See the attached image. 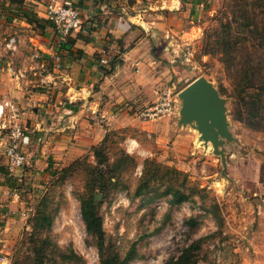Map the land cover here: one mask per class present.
<instances>
[{
    "label": "rangeland",
    "instance_id": "1",
    "mask_svg": "<svg viewBox=\"0 0 264 264\" xmlns=\"http://www.w3.org/2000/svg\"><path fill=\"white\" fill-rule=\"evenodd\" d=\"M165 1H124L130 7L137 4L136 10L130 8L134 13L143 9L133 23L140 25L135 28L141 34L147 33L149 52L157 61L149 66L155 97L146 96L142 103L129 100L133 124L107 131L103 150L109 163L120 162L112 169L113 177L107 162L99 177L92 148L63 174L60 169L70 163L37 169L24 146L27 162L9 171L4 154L8 121L4 125L0 118V264H40L36 252L43 253L42 264H80L62 261L61 254L70 249L83 264H100L98 240L86 231L81 217L80 199L87 195L94 196L101 217L103 256L122 258L135 241L136 254L128 264H165L201 238L195 264H264V98L262 94L258 101L262 91L257 85L264 72L255 71L256 82L243 86L238 69L244 60L264 63V0ZM46 2L24 0L23 5L39 17L36 11L44 13ZM15 8L0 0V52L7 57L5 39L26 29L12 21ZM243 10L248 16L243 17ZM34 25L27 29L42 31ZM122 26L127 31L132 25L123 21ZM18 72L16 68L14 74ZM14 74L4 70L0 83ZM198 76L209 79L226 99L233 139L223 145L224 171L220 157L199 141L197 130L178 125V92ZM35 84L28 88L42 89ZM164 92L175 112L159 119L164 120L163 129L150 132L142 124L134 126L137 117L144 119L140 112ZM257 101L261 118H253L259 126L251 127L238 117H246ZM36 148L33 144L30 150ZM8 176L15 182L12 187L7 186ZM175 192L187 195L186 200L171 204Z\"/></svg>",
    "mask_w": 264,
    "mask_h": 264
},
{
    "label": "crops",
    "instance_id": "2",
    "mask_svg": "<svg viewBox=\"0 0 264 264\" xmlns=\"http://www.w3.org/2000/svg\"><path fill=\"white\" fill-rule=\"evenodd\" d=\"M71 1L80 11L83 24L68 36L70 52L59 42L55 29L44 21V13L39 11L36 13L43 25L36 27L42 31L27 29L33 24L12 18L26 29L8 35L19 38L15 50L3 45L9 57L0 52V64L12 61L19 71L0 83L3 94L0 100L11 99L19 112V120L29 136L25 149L37 169L71 163L99 144L107 131L133 124L134 117L128 114L132 106L129 100L142 103L147 101L146 96L155 97L153 84L149 82L154 74L149 66L157 61L149 52L147 33L141 34L135 28L140 25L133 23V17L143 15V9L132 12L130 8L136 10L137 4L130 7L126 0ZM123 21L131 23L129 30L125 31ZM142 30L145 29L142 27ZM57 52L61 57L59 68L54 67L53 62ZM117 52L120 53L118 58L107 59L109 54ZM35 53L39 57L35 58ZM102 59L106 62L102 63ZM112 61L114 69L106 73ZM31 84L40 85L42 89L33 91L29 89ZM160 118L150 122L137 117L138 123L134 126L142 124L144 131H159L164 121ZM173 130H176L174 126ZM190 134L189 139L193 136ZM33 144L37 148L31 151Z\"/></svg>",
    "mask_w": 264,
    "mask_h": 264
},
{
    "label": "trees",
    "instance_id": "3",
    "mask_svg": "<svg viewBox=\"0 0 264 264\" xmlns=\"http://www.w3.org/2000/svg\"><path fill=\"white\" fill-rule=\"evenodd\" d=\"M9 4L11 5H15V11L14 14L16 13V17L13 18H17V19H23L26 20L29 23H33L36 26H42V20L40 18L37 17V15H35L31 9H29V7H26V5L24 4V0H8ZM247 5V4H246ZM234 6H236V3H234ZM246 12V10H243V14ZM254 13V11H252ZM260 13H263V11H260ZM248 16V15H245ZM46 23H48V21L44 20ZM263 22V21H262ZM260 36L263 39L264 42V30H261L260 32ZM68 38V37H67ZM69 43V38L66 40V42L61 43L62 45H65V48L68 46ZM264 46V45H261ZM68 52L71 51L70 47H67ZM79 51V50H78ZM81 52V51H80ZM110 68L106 69V73H111L114 69L115 66V62L112 61L110 63ZM238 69L241 71V79H240V84L245 86V85H249L251 83L256 82L255 80V71H260L262 70L264 72V63L259 65L257 63H252L250 61L244 60L243 62L240 63V66L238 67ZM258 87L261 89L262 93L261 95H259L258 97V101L261 103V101L263 100L261 98L262 94H263V98H264V77H262L261 79H259V81L257 82ZM242 92H246L245 89H242ZM255 104L254 107H249V109H247V116L246 117H238L239 120H243L247 125L251 126V127H258L259 124L255 123L252 119L253 118H261V114L259 111H257V105H259V103ZM254 108V110H253ZM107 133L105 134V136L103 137L102 141L97 144L96 146H92V151L94 153V156L96 157V161L98 163V165L95 167L97 174L99 175V177H103V168L101 165L104 162H107L108 168L107 171L109 173L112 172V169L120 166V162H114V163H109L108 160V156L105 152L104 147H105V140L107 137ZM79 158V157H78ZM78 158H76L75 160H73L67 167H62L60 169V173L65 172L67 169L73 167L74 165L77 164ZM101 166V167H99ZM64 174V173H63ZM110 177H113L114 174H109ZM6 182H7V186L12 187L14 185V181L10 182V178L9 176L6 177ZM93 195H87V196H82V198L80 199V211H81V217L83 219V222L85 224V228L86 231L89 234H93L95 236V238L98 240V252L101 255V259H100V264H128L129 261H131L134 257H135V246H136V242L134 241L130 248L128 249V251L126 252V254L120 258L118 255H114V256H103V248H102V242H103V238H104V231L103 228L101 226V217L100 215L97 214V212L94 209V200H93ZM187 195H182L179 192H175L171 198V204L174 203H179L182 202L183 200H186ZM43 219L48 218V216L46 214H44V216L42 217ZM161 229L160 227H157L156 229H154L153 233H157L159 232ZM47 241H50V239H46ZM46 240H42L41 242H44L46 244H48V242ZM202 239L199 238L197 240H194L192 243H190L188 246L184 247L181 252L179 253L178 256L176 257H170L165 264H195L196 262V253L200 248V243H201ZM42 256L43 253H35V259L38 260V262H40V264H42ZM61 259L63 262H68V261H72V260H78L83 264L82 260L83 258L75 253L73 250H68V252H65L63 254H61Z\"/></svg>",
    "mask_w": 264,
    "mask_h": 264
},
{
    "label": "built area",
    "instance_id": "4",
    "mask_svg": "<svg viewBox=\"0 0 264 264\" xmlns=\"http://www.w3.org/2000/svg\"><path fill=\"white\" fill-rule=\"evenodd\" d=\"M43 18L55 29L60 43L66 42L67 37L73 31L79 30L83 24L80 11L71 0H47L44 4ZM18 43L19 38L11 35L6 39L5 47L8 50H15ZM34 57H39V54L35 53ZM101 61L104 62L105 60L102 59ZM53 62L54 67H60L61 57L59 54H55ZM4 70L14 74L16 67L12 61H9L4 65L0 64V73ZM174 112L175 106L167 93L164 92L155 100L153 105L145 107L140 113L146 120H155ZM0 118L3 119L4 125L8 121V142L4 154L8 170L14 171L27 162V155L22 147L28 144L29 136L19 120V112L11 99L2 98L0 100Z\"/></svg>",
    "mask_w": 264,
    "mask_h": 264
},
{
    "label": "water",
    "instance_id": "5",
    "mask_svg": "<svg viewBox=\"0 0 264 264\" xmlns=\"http://www.w3.org/2000/svg\"><path fill=\"white\" fill-rule=\"evenodd\" d=\"M181 100L178 125H190L197 130L198 139L220 157L223 171L226 154L223 145L232 140L226 113V99L205 76H198L178 92ZM210 144V145H209Z\"/></svg>",
    "mask_w": 264,
    "mask_h": 264
},
{
    "label": "bare ground",
    "instance_id": "6",
    "mask_svg": "<svg viewBox=\"0 0 264 264\" xmlns=\"http://www.w3.org/2000/svg\"><path fill=\"white\" fill-rule=\"evenodd\" d=\"M207 148H210V146H208Z\"/></svg>",
    "mask_w": 264,
    "mask_h": 264
}]
</instances>
